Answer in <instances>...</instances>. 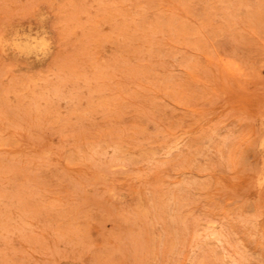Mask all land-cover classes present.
I'll return each mask as SVG.
<instances>
[{"label": "rangeland", "instance_id": "374dc122", "mask_svg": "<svg viewBox=\"0 0 264 264\" xmlns=\"http://www.w3.org/2000/svg\"><path fill=\"white\" fill-rule=\"evenodd\" d=\"M263 176L264 0H0V264H264Z\"/></svg>", "mask_w": 264, "mask_h": 264}, {"label": "bare ground", "instance_id": "6f19581e", "mask_svg": "<svg viewBox=\"0 0 264 264\" xmlns=\"http://www.w3.org/2000/svg\"><path fill=\"white\" fill-rule=\"evenodd\" d=\"M41 16V15H40ZM40 16H39V21H40ZM39 24H40V22H39ZM28 26V25H27ZM42 31V30H41ZM13 32H15V31H13ZM26 34V33H25ZM16 35H17V33H16ZM12 38V37H11ZM2 40H3V38H2ZM19 41V40H18ZM3 42V41H2ZM20 42V41H19ZM28 43V42H27ZM5 44H6V42H5ZM24 44V43H23ZM45 44V43H44ZM2 45V44H1ZM21 46V45H20ZM32 46V45H31ZM34 47V46H33ZM41 47V46H40ZM11 48V47H10ZM44 48V47H43ZM5 54V53H4ZM25 60V59H24ZM26 61V60H25ZM262 125V124H261ZM259 145V144H258ZM264 177V176H263Z\"/></svg>", "mask_w": 264, "mask_h": 264}]
</instances>
